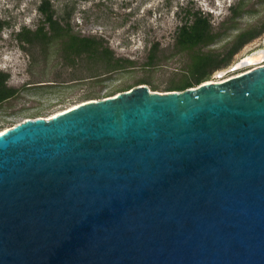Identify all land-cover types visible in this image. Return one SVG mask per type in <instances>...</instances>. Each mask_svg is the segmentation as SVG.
Masks as SVG:
<instances>
[{
  "label": "water",
  "instance_id": "water-1",
  "mask_svg": "<svg viewBox=\"0 0 264 264\" xmlns=\"http://www.w3.org/2000/svg\"><path fill=\"white\" fill-rule=\"evenodd\" d=\"M247 56L0 130V264H264V62Z\"/></svg>",
  "mask_w": 264,
  "mask_h": 264
},
{
  "label": "rangeland",
  "instance_id": "rangeland-1",
  "mask_svg": "<svg viewBox=\"0 0 264 264\" xmlns=\"http://www.w3.org/2000/svg\"><path fill=\"white\" fill-rule=\"evenodd\" d=\"M237 1L49 0L54 15L67 19L73 31L102 37L116 56L132 59L123 68L106 72L100 60H67L56 50L58 43L35 39L21 44L16 32L37 26L42 0H0V69L8 73L7 85L18 88L0 102V130L27 117L49 118L81 101L117 93L124 85L140 82L152 90H169L187 58L174 47V35L177 26L191 18L189 10L208 15L215 28L225 26V32L204 47L225 58L210 69L209 79L223 80L249 69L252 63L241 60L264 51V0H243L244 10L230 18V6ZM244 30L254 35L228 55L236 35ZM151 45L155 58L147 64Z\"/></svg>",
  "mask_w": 264,
  "mask_h": 264
},
{
  "label": "trees",
  "instance_id": "trees-1",
  "mask_svg": "<svg viewBox=\"0 0 264 264\" xmlns=\"http://www.w3.org/2000/svg\"><path fill=\"white\" fill-rule=\"evenodd\" d=\"M242 4L243 0H238L237 3L230 6V18L240 15L244 10L242 9ZM39 9L42 12V16L37 26L32 30L23 27L16 32L21 44L23 42L32 43L35 39H39L43 43H58L56 50H60L67 60L73 61L82 57L92 58L95 61L100 60L103 62L106 72L123 68L126 63L132 62V59L128 57L116 56L102 37L73 31L67 19L63 21L62 17L54 15L55 10L50 7L49 0H42L41 4H39ZM191 12V18L187 16V19L177 26L175 30L174 47L177 48L178 52H185L187 58L182 65V74L179 79L172 81L167 89H183L209 79L208 73L210 69L218 66L225 59L210 49H204L205 46L214 42L225 32L223 30L225 26L219 25L215 28L212 26L208 15L201 13L199 10H189L188 14ZM253 35L254 32L252 30L240 31L228 49V55H231L247 38ZM154 49V45L149 47L147 64H151L155 58ZM7 79L8 73L0 69V102L15 95L18 91L17 87L7 85ZM130 86L124 85L119 90ZM111 94L113 93L105 95Z\"/></svg>",
  "mask_w": 264,
  "mask_h": 264
},
{
  "label": "bare ground",
  "instance_id": "bare-ground-1",
  "mask_svg": "<svg viewBox=\"0 0 264 264\" xmlns=\"http://www.w3.org/2000/svg\"><path fill=\"white\" fill-rule=\"evenodd\" d=\"M262 56H264V51H261V52L255 54V55L248 56V57H246V59H248L249 61H253V60H255V59L257 60V59L262 58ZM50 117H51V116H50ZM47 118H48V117H47Z\"/></svg>",
  "mask_w": 264,
  "mask_h": 264
}]
</instances>
